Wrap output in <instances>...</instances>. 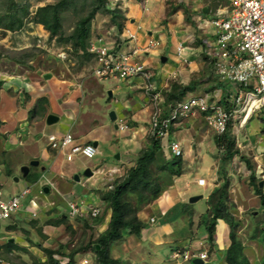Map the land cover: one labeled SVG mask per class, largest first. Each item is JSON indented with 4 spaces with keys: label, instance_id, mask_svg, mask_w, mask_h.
Returning <instances> with one entry per match:
<instances>
[{
    "label": "crops",
    "instance_id": "1",
    "mask_svg": "<svg viewBox=\"0 0 264 264\" xmlns=\"http://www.w3.org/2000/svg\"><path fill=\"white\" fill-rule=\"evenodd\" d=\"M151 1H154V3L152 6H149ZM192 1L194 0H121V3L119 4H121L124 10L120 11V21L124 23L123 28H119L117 23L114 22V26L118 28L119 36H107V41L111 43H116V45L114 44L113 47L128 51L132 48H135L136 44H138L137 48H141V46H144L145 41H148L149 38L155 37L160 40L159 47L155 49V51H153L152 53L146 54V56L144 57V61L148 64V66H151L155 69L156 76L153 78V81L155 83L157 91L161 92L162 94H164V92L167 90V87L169 86L171 81L176 80L175 78L178 75L182 77L181 81L185 85H187L186 79L189 77L190 73H196L201 68H203L202 70H206V64L204 62L203 56L200 57L201 59H197L199 55H202L203 50H201L200 47H196L194 45L193 41L196 36L194 35L195 32L192 29L194 26H196L199 30H201L198 27V24H202L203 26V22L205 20H211L213 18L207 17L206 14H203L200 18L197 16H193L195 15L194 12H196V8L190 7V5L193 3ZM204 6L205 7L202 10L203 13H208L211 11V8L207 7V4L204 3ZM216 11H218L220 14H223V17H225L228 14L227 12H229V9L227 6H221L217 8ZM34 24L35 23L29 24L28 22L27 27L33 28L35 26ZM209 29L213 30L212 27H210ZM24 32L28 33L29 30L25 27ZM129 32L135 34L136 41L127 38V34ZM97 34H99L98 31L92 28L91 36H89L87 40V45H89V54V48L93 43L92 41L94 37ZM204 40L205 38L203 39V45L205 44ZM180 45L184 47L183 51L181 52L182 56L178 54L177 50ZM168 47L170 52H167ZM89 54L84 56L89 58ZM174 54H177V56ZM163 57H166L167 59L163 61ZM170 57L173 58V64H170L168 62ZM182 57L186 59V61H184ZM14 64H16L19 68H24L25 75L23 72L21 75H18V80L16 78H14L15 80H7L9 84L6 82V79L4 77H0V79L3 80V84H5L6 82V84L3 85V88H1L0 90V109L1 111H3L0 118L1 121H3L0 125V161L6 157L9 158L11 152H14V157L17 158V169L14 171L16 173L19 171V168L22 165L28 164L29 161H32L33 159H39L40 162L45 161L49 163L48 167H42L40 164L38 166H32L28 176L22 177L30 182H34V179L36 177L40 178L43 173L44 176H46L47 173L51 176L48 177L47 184H52V186H54L55 188V191L52 192L51 186L49 188V193L52 192L50 196L56 195V197L59 199V202L55 201L57 203V212H55L54 215H58L59 213H61L60 210L65 211V206H67L66 202L68 201V199H71V197L75 195L74 183L70 182V180L68 179V177H73L75 171L73 172L71 168L65 166V163L73 162H67L62 154L57 153L56 155H54L51 152V150L47 147L46 137L43 136V134H40V131H44V133L51 131H55L57 133H64L65 131L71 128L76 134L79 142L93 143L94 141H97L98 154L102 152V150L99 148V142L107 141L104 139H108L109 135L111 134L113 138H115L119 142L120 146H118V149H121L122 152H119L118 154L116 153L117 155H119V157L117 158L120 160V162L123 161V159H128L131 163L130 166H132L135 161L137 163L138 159H141L143 157L144 152L153 147L152 138L149 132L151 127L150 117L153 109V104L150 103V98L148 99V95L143 89L144 82L142 78H135L129 81L117 80L113 78L108 79L111 80V88L108 89V92H106L104 87L97 82H94L93 84L89 83L87 85L86 81H82L78 83V90H76L70 97L68 96L69 89H71V85L74 83V80L76 78H74L75 75L68 67L64 66L65 68L62 69V65H60V62V70L51 67V69L44 72L46 73L44 75L46 82L43 81V75H41L40 73L33 72L35 71L33 67H27L25 64L16 62ZM97 64L98 63H96V66ZM188 66L190 67L189 73H187ZM28 71L33 73L30 74L28 73ZM49 74H51V76ZM197 74H200V72H198ZM56 79L59 82L56 81ZM98 79L100 81H106V79ZM19 80L23 82L22 85L20 84ZM22 86L26 92H29V98L23 97L24 94L22 91ZM89 86L91 87V89H89ZM40 88L41 90H39ZM74 90L75 89H73L72 91ZM109 91L112 92L111 96L109 94ZM205 91H215L217 93L221 90L213 85V88L206 86ZM12 93L14 95H12ZM120 94H122L121 100L123 102V105L117 107L118 112H120L117 116L126 117L130 121V124L132 125L130 126V130L120 131L117 129L115 123L110 127H104V130L102 131L95 130V128L100 125L106 118V114L108 113L109 115L111 112H109L108 109L106 110V108L99 104L96 105L98 103L97 98L99 96L104 95L107 101L109 98H111L112 100L114 96ZM221 97L224 98V93L221 94ZM44 98L46 99L43 101L42 99ZM34 104H36L35 108H33ZM97 107L104 114V116L101 118V121L96 118L97 114L94 112V109ZM60 108H62L63 110ZM44 109H46V112L41 115ZM46 113L47 115L49 113H56L59 116L61 115L58 123H60L61 118H63L62 124L66 122V128H62V124L55 126L58 123L52 125L47 124ZM88 114L93 116H88V119H86L85 116H87ZM254 116L255 114H252L243 126H241L238 122L232 123L229 127L228 131H230L231 140H234L235 147L239 151L240 149L238 148L237 144L240 141H248L247 138H244L243 140L239 138L240 130L247 128L248 123L252 120ZM241 117L242 114L239 116V120ZM258 118H260L262 123H264L263 116H258ZM204 122L206 123L203 117L196 116L188 118V120H186L184 123L182 122L183 124L176 125V127H172L171 133L169 135L170 140L180 141V144L182 146V155H180L178 158H175L180 160L182 172L180 175H176L178 177L175 178L174 183L171 184V186L167 188V190L165 187L162 194L156 199H154L153 202L151 201L152 203L149 202L147 205H143V208L139 205V217H137L143 222H145V226L142 228L140 236L134 235L132 233H127L125 234V237H123L124 239L117 240L111 243V255L114 258L120 259L121 264H135L131 263V261H128L129 263L125 262L126 259L123 256L122 248L133 246L135 247V249H138L139 251L143 252V256L151 255V260L154 261L155 264H160V252L162 251L163 246L172 245L175 242L180 241L186 242V244L191 243L190 246H196L197 244L201 245L200 250L204 249L205 251H208V256L210 252L212 253V255H215L214 252L219 251L221 252L223 258H225V251L231 244L229 236V225L224 220H219L218 224L216 225L214 239L211 240L208 236V232L206 229V221L210 213V195L213 193L215 188L219 187L225 181V179H228L230 181V188L232 186H235L234 184H231L234 178L229 177V173L227 172L228 169L226 170L225 168V163L230 162V160L234 157L225 162L224 155L226 154V147L225 145H220L225 150H221L219 148L216 132L213 128L209 127V130H212L211 132L214 134V141L216 147L221 152V154H219V158L222 169L221 172H219L220 168L216 171L213 170V160L211 165L205 166V169L211 172L209 179L205 178L204 176H200L198 178L195 176L197 172V165L198 167H201V165L203 166L204 164V160L207 157L205 155H210V158L214 159V155H216L217 153L216 151H214L213 147L209 149L205 147V143L208 141V138L205 137H209L210 132H208L207 135H204L205 137L203 136V125L205 124ZM23 126H25L27 129V134L25 136H23L21 130ZM30 129H32V131H30ZM259 129H261V125ZM16 133L17 137L15 136ZM14 138L15 140H13ZM16 138H18V141L16 140ZM121 141H124V145L120 143ZM193 141L198 142V144ZM248 144L251 146V150H257V155H261V157H264V148L259 145L254 150L255 145L253 143ZM43 145H45V147L41 149ZM123 146L129 147L124 151L122 149ZM123 151L125 152V154H123ZM202 151L204 153H202ZM239 151L237 155H239ZM197 152H199V154H197ZM122 155L124 157H122ZM237 155L235 154L234 156ZM156 157L161 158L163 162H167L168 160L165 156L164 149L156 151ZM85 160L87 161L90 159L85 158ZM5 163V160L0 162V171H2L1 168H3ZM246 163L248 165V168L251 170V178V175H255L256 171L253 172V167L249 160L246 161ZM159 166L154 167L158 169ZM33 167L35 169L34 171L32 170ZM258 167L260 168L259 173H263L264 163L260 164ZM19 173H21V171ZM58 173L65 176V178H63L62 176H58ZM214 174L216 176H214ZM202 177L206 179L205 185L198 184V179ZM41 182H43V179ZM103 183H107L105 185L106 188L108 187V189L110 190L113 189L109 187L110 184L107 180H103ZM194 184L201 187L210 186L211 191L208 195L205 196L207 204L206 211L196 209L197 205L195 203L197 201L195 203L189 202V196L191 197L197 195V192L192 191ZM92 185L94 187L96 185V182L92 183ZM211 186L213 187L211 188ZM100 187L101 184L98 185V187L96 186L94 189H98ZM262 187H264V185ZM230 188L229 197L231 193ZM22 189H24V187ZM22 189L19 191H15L11 194H19ZM97 194L99 195V193ZM91 195L94 196L95 192H91ZM100 199L103 201L102 205L103 203H107L102 199V197ZM229 202L233 204L231 197L229 198ZM144 203L145 202H142V204ZM184 206H186V213L189 214L188 218L191 219V225H193L192 229H194V235L192 237H186V239L185 237H183L184 239L182 238L176 240L177 238L173 237V235L176 233L175 223L177 222H174V220L177 218V216L173 215V213H175L177 210L179 211L183 209ZM154 207L159 210L162 216H167L165 219L163 218L164 221L163 223H161V225L152 226L157 222V217L153 214L152 210V208ZM39 209V207H33L31 210L34 211ZM169 213L171 214L169 215ZM111 216L112 210L110 208V211L106 213V216L103 219V226L99 230L101 233L109 227ZM148 217H154L156 219V221L153 222L154 224L152 222H148ZM22 219L24 220L23 225H21ZM39 219L40 218H28V214H18L12 220L14 222V225L8 229V232L0 233L1 242H4V238L9 237L8 233L9 230H11V233L20 234V236L22 237V240L20 241H28L29 243L32 241L34 242L32 247L36 248L38 251H44L45 248H48L45 245L46 241H50V239L52 238L51 233L54 232L53 228L62 229L63 224L68 221V218H65L66 220L63 223H60L59 225L55 224L57 220H49L47 223L46 220L45 223L42 224ZM192 222H194V224H192ZM202 224H205L204 229L201 228ZM180 226L182 225L179 224L178 227ZM39 229H41L42 232H40ZM32 236H36V238L42 240V242L36 239L35 241H33L32 239L34 238ZM208 241L212 243V247L215 250L207 248L206 243H208ZM11 242L15 243L14 248H16V238L15 241L13 238H11ZM94 243L95 241L90 242L89 240L87 244L89 248L85 249L80 253H77L73 257V259L68 256L70 258V264H95V261L93 263L90 262L91 252H93L91 245ZM6 245H8L7 251L10 252L14 250L13 245H9V243ZM175 247H179L182 249L186 248L185 245H175L172 246L171 249L173 250V248ZM19 248L22 250L21 252L24 251L23 253L29 254V249L31 247L28 244L26 246L19 245ZM117 249L121 252L120 255H115V251H118ZM144 249L146 250V254L144 253ZM65 250L66 249L62 250L63 256L60 261H64L65 255L70 254L72 252V250L70 249L66 252ZM80 255H82V258L79 261L77 257ZM121 257H123V259L125 260L121 259ZM36 259H39V261L46 260V258L43 257H37ZM143 259H146V257ZM85 260H88V262H86Z\"/></svg>",
    "mask_w": 264,
    "mask_h": 264
},
{
    "label": "rangeland",
    "instance_id": "2",
    "mask_svg": "<svg viewBox=\"0 0 264 264\" xmlns=\"http://www.w3.org/2000/svg\"><path fill=\"white\" fill-rule=\"evenodd\" d=\"M18 1H23V2L28 1L31 4V15L35 12V10L39 6H43L44 4H50V2H53V0H51V1H46V0H18ZM56 1L57 0H55L54 2H56ZM107 1H108V4L111 6V8H114V7L119 8L118 4L121 3V0H107ZM192 2L193 3L190 5V7L196 8L195 9L196 12H194L195 15H193V16H197L199 18L203 14H206L207 17H212L214 19L219 18V17H223L224 16L223 14H220L218 11H216L217 8H219L221 6H227L229 10L232 9V5L227 0H194ZM81 3L82 2H76V3H74L73 6H69L68 10L64 11L63 16H62V23H63L62 35L63 36L67 37L72 33V31L76 25L77 20L82 16L83 12H80ZM153 3H154V1H151L149 6H152ZM204 3L208 5L207 7L211 8L210 12H208V13L202 12L203 8L205 7ZM6 4H9L8 0H0V9H3L6 6ZM83 5L85 6V8H84L85 10L88 9V6L86 4L83 3ZM2 6H3V8H2ZM120 6H121V4H120ZM75 7L78 9L76 10ZM120 10L122 11V10H124V8H121ZM0 13H1V11H0ZM197 13H198V15H197ZM30 16H28V17H30ZM209 21H211V20H209ZM34 25L35 26L33 28H29L26 26V28L29 30L28 33L24 32V29L23 30L20 29L17 31H5L4 29L0 28V54H1L0 55V77H4L6 79V82H7V80H15L14 78H16L18 80V75H21L23 72L25 75V69L17 67V65L14 64L15 61L17 60L18 57H21L22 55H23V57H25V59L29 56H32V58H30L29 61L25 60L26 61L25 65L27 67H33L35 69V71H33V72L34 73H40L41 75H43V78H44V75L46 74L44 72L51 69V67L59 69V62L61 63L60 65H62V69L65 68L64 66H66L73 72V74L75 75L74 78H76V79L74 80V78H73L74 83L71 85V89H69L68 96H70V97L76 90H78V88H79L78 83H80L82 81H86L87 85L89 83L93 84L94 82H97L104 87L106 92H108V89L111 88V85H110L111 80H108L109 78H106V81H100L97 77L94 76L93 70L96 66V61H95L93 55H89V58H88V57L82 55L83 51H81V53H75L73 50L74 46L72 43H68L69 41H67L66 43H63L62 39H60L59 36L52 37L50 35V32L48 30H46L45 27L41 24L35 23ZM212 26H214V25L202 26V24H198V27L201 30H199L196 26H194L193 29L191 28L192 30H194V32H195L194 35L196 36L194 41H193L194 45L196 47H200L201 50H203L202 55H199L197 59H201L200 57L203 56L204 62H205V55H204L203 39L206 37L210 40L213 39L216 41L218 38V33L215 30L209 29ZM92 28L97 30L99 33L94 37L92 42H96L97 41L96 37L101 36V35H105L106 37L107 36L108 37L119 36L118 28L114 26L112 16L108 11L99 12L96 15L95 19L93 20ZM204 30H206V31H204ZM213 31H215L216 33H213ZM95 33H96V31H95ZM199 35H200V37H199ZM89 44H90V41H89ZM235 46H236V43L233 40L228 41L226 44V48H228V49H232ZM88 47H89V45L87 46V52H88ZM22 49H24V50L21 51V53H19L20 50H22ZM223 49H224L223 46L220 44H215V45L211 46V52L214 53L216 61H219V60L222 61L220 54H221ZM10 51H13L14 53H11ZM217 51H219V54L217 53ZM59 52H63L65 58H60L58 56ZM167 52H170L169 47L167 48ZM174 55L177 56V54H174ZM168 62L170 64H173V58L170 57ZM204 65H201V66H204ZM205 67H208V68H206V70H202L203 68L200 67L201 69L198 70V72H200V74H197L198 72L189 74V77L186 79L187 84L189 83V81L194 80V81H196V85H194V88L188 90L179 100L188 99L189 96L195 95V94L196 95H203L205 92H207V91H205L206 86L212 87V88H213V85L216 86L217 88H219L221 90V91L217 92L218 94H222L223 91H225V87L230 86L228 84L229 79H223L220 75L216 74L214 72L215 68L212 65L207 66V64H206ZM189 68L190 67L188 66L187 67V71H188L187 73L190 72ZM26 69H29V68H26ZM42 69H43V71H42ZM19 72H20V74H19ZM33 72L28 71V73H30V74ZM49 73H53V72H49ZM184 76H187V75H184ZM41 78H42V76H41ZM190 78H191V80H190ZM175 79L177 80V82L184 84L181 81L182 80L181 76L178 75ZM43 81L46 82L45 78L43 79ZM56 81H58V80L56 79ZM6 82H5V84H6ZM19 82L22 85L23 82L21 80H19ZM217 82H218V85H217ZM7 83L9 84V82H7ZM5 84H3V85H5ZM22 88H23V86H22ZM73 89H75V90L72 91ZM89 89H91L90 86H89ZM39 90H41V88ZM209 92L210 91H208L207 93H209ZM12 95H14V94L12 93ZM121 97H122V94L114 96V98L112 100H111V98H109L106 101L104 95L99 96L97 98L98 103L96 105L99 104V105L103 106L104 108H106V110L108 109L109 112L112 110H114L115 112L117 111L116 114L119 115L120 112H118L117 107H120L123 105ZM116 99H117V101H116ZM223 100H224V98H223ZM35 107H36V104L33 105V108H35ZM60 109H62V108H60ZM94 112L97 114L96 118H98V120L101 121V118L104 116V114L99 110L98 107L94 109ZM2 113H3V111H1V109H0V118H1ZM88 116H93V115L88 114L87 116H85V118L88 119ZM60 117H61V115H60ZM118 117H121V116H118ZM203 119L206 121V119L204 117H203ZM186 120H188V118L184 119L182 122L184 123ZM62 121H63V118H61V122L58 124L56 123L57 125H55V126L62 124ZM114 123H115V121L111 120L108 113H107L106 118L103 120V122L100 125H98L95 128V130L102 131V130H104V127H106V126L110 127ZM232 123H238V122L232 121L231 124ZM65 124H66V122L62 124V128H66ZM260 125H261V129H259ZM203 126H204L203 127V132H204L203 136L207 135V133L210 132L209 137L204 136L205 138H208V141L205 143V147H207L208 149L213 147L214 151H216L217 153H216V155H214V159L210 158V155H205L207 157L204 160V164H203V166L201 165V167H198V165H197V172H196L195 176L197 178L200 176H204L205 178L209 179L211 172L207 171L205 169V166L211 165L212 161L214 160V163L212 165L213 170L216 171L220 168L219 172H221L222 168H221V162H220V158H219L220 157L219 154H221V152L216 147V144L214 141V134L211 132L212 130L211 131L209 130L208 124L205 123ZM262 129H264V123H262L261 119L258 118V115H255L252 118V120L248 123L247 128L240 130L239 138H241V140H243L244 138H247L248 141H240L237 144L238 148L240 149L239 155L234 156V158H232L230 160V162L225 163L226 164L225 168H226V170L228 169L227 172L229 173V177L234 178L233 182L231 184L235 185V186H232L230 188V192H231L230 197L232 199V203L234 204L232 213H234V216L236 217V220L238 221V224H239L238 235H239V238L243 244L244 252L250 260V264H261L262 258L264 255V240H263L262 234L260 232V229L262 227H264V210H263L261 203L259 201V196L256 195L255 190L253 189V183H251V181H250L251 170L248 168V165L246 163V161H248V160L250 161V163L253 167L252 168L253 172L256 171L255 178L257 181H260V183H261V181L264 180V172L259 173L260 168L258 166L260 164L264 163V157H261V155H257V153H256L257 150L256 151L251 150V146L248 143H253L255 145L254 150L259 145L262 148H264V132L262 131ZM21 130H22L23 136H25L27 134L26 127L23 126L21 128ZM30 131H32V129H30ZM43 132L44 131H40V134H43ZM228 132H229L228 134L230 135V131H228ZM200 134H201V131H200ZM15 136L17 137V133L15 134ZM13 140H15V138ZM16 140L18 141V138H16ZM104 140H107V141H105V142L100 141L99 142V148L102 150V152L97 154L94 158L87 160L86 163L88 165L101 164L99 166H102V168L105 171H108L109 168H113L114 166H118V167H122V168L124 167L125 170H128L131 167L130 161L128 159H123V161L120 162V160L117 158V154L119 152H121V149H118V146H120L119 142L115 138H113V136L111 134L109 135L108 139H104ZM193 142L198 144V142H196V141H193ZM120 143H122V145H124V141H121ZM43 147H45V145H43L41 147V149ZM128 147L123 146L122 149L125 151V149H127ZM116 150H118V151H116ZM202 153H204V152L202 151ZM202 153H200V154H202ZM123 154H125V152ZM197 154H199V152H197ZM122 157H124V156L122 155ZM261 159H262V162H261ZM3 160H5L6 163L3 166V168H1L2 171H0V182L3 183V188H4L6 193H13L15 191H19L23 187H26V186L33 187V192L38 193V184H37V186H34L32 182L23 178L21 173H19L21 167L19 168V171L17 173L14 172L17 169V165H16L17 164V158L14 157V152H11V155H9V158L6 157ZM3 160H1V161H3ZM48 164L49 163H47L45 161L41 162V166L48 167ZM65 166H68V168H71L73 172L75 171L74 174H79L81 176L80 182L75 181V179L73 180L72 176L68 177L70 182L74 183V186H75L74 197H78V199L83 198L86 201H88V203L97 205L99 208H101L102 213H101V215H99L97 217V219L85 218V217H83L85 219L69 217L68 221L65 222V224H63L62 229L53 228L54 232L51 233L52 238L50 239V241L49 240L46 241L45 245L48 248L60 250V253H62V250H64V249H66L65 250V252H66L69 249L73 251V250L78 249L80 247H85L88 244L89 240H90V242L95 241L96 238H98L99 234L101 233L99 230L103 226L102 225L103 219L105 218L106 213H108V211H110L108 203H103V205H102L103 201L100 199L102 197V193L105 194V192L110 190V189H108V187L106 188V186H105L107 183H105V184L103 183V178L105 177V175L94 174L92 177H90V179H88L89 177L84 175V170L86 168L85 167L86 165L83 164L81 161H77L74 163H65ZM32 170L33 171L35 170L34 167L32 168ZM57 175L65 178V176L61 175L60 173H58ZM124 175L125 174L122 173V176H124ZM18 176L20 177V180L15 181V177H18ZM214 176H216V175L214 174ZM48 177H51V176L47 173L46 178L43 179V183L48 182ZM176 177H178V176L175 175L172 178L173 179L172 184L174 183V180ZM106 180H107V178H106ZM94 182H96V185L93 187L92 183H94ZM165 182L166 183L168 182L167 178L165 179ZM83 183H85V184H83ZM100 184H101L100 188L94 189L96 186L98 187V185H100ZM170 186L171 185H166L165 186L166 190ZM102 187H103V189H102ZM212 187L213 186H211V188ZM261 188H262V186H261ZM54 189H55L54 186H52V192L55 191ZM93 191L95 192L94 196L91 195V192H93ZM192 191L197 192L196 193L197 195H199V194L204 195V197L199 199L195 204L197 205L196 209L206 211L207 210V204H206L205 196L208 195L209 192L211 191L210 186L201 187V186L194 184ZM51 193H46V195L43 196L46 199V201L47 202H51V201L52 202H55V201L59 202V199L56 197V195L50 196ZM97 193H99V195ZM127 198H128V201L131 205V209H130V212L132 211L131 216H135V214L138 216L139 205H140V207L143 208V205L148 204V203L142 204V202L139 201L140 197L136 193L130 194ZM188 198H190V196ZM152 202H150V203H152ZM185 207L186 206H184L183 209H181L179 211L177 210L175 213H173V215L177 216V218L174 220V222H177V223H175L176 224V228H175L176 233L173 235V237L177 238L176 240L182 239L183 237H185V239H186V237H192L194 235L193 234L194 229H192L193 225H191V219L188 218L189 214L186 213ZM47 209H50V210H42L39 213V216H40L39 220L42 224L45 223L46 220H47L46 223L49 220H52V221L57 220L56 222L61 221V223L64 222L60 219L62 217L61 215L64 214L63 210H60L61 213H59L58 215H54V213L57 212V209L55 207L49 206ZM65 209H67V206H65ZM152 210H153V214L157 217V222H156V224H154L151 221V217L150 218L148 217L149 218V219H147L148 222H152L154 224L152 226L161 225V223H163V221H164L163 218L165 219L167 216L166 217L162 216L156 207L152 208ZM170 214L171 213H169V215ZM144 216H146V215H144ZM23 221L24 220L22 219L21 225L24 224ZM178 223L182 226L178 227L179 226ZM6 224L7 223H4L2 225H4V227H5ZM55 224L59 225L57 223H55ZM192 224H194V222H192ZM201 228L204 229L205 224H202ZM39 231L42 232L41 229H39ZM8 236L9 237L13 236L11 238H13L14 241L16 238V243H17L16 248H14L15 243L9 242V245H13V249H14L13 251H10V252L7 251L8 245H5L2 247L4 255L9 260H11V262H13L15 264H33L34 261H39V259L38 260L36 259L37 257L38 258L43 257V258H46V260H47V256H46L44 251H42V250L38 251L36 248L32 247L34 242L31 241L29 243L28 241H26V242L20 241V240H22V237L20 236V234L11 233V230H9ZM216 236H217V233H216ZM32 237L34 238V239H32L33 241H35V239H36V240H39L42 242V240L37 239L36 236H32ZM18 244L21 246H26L29 244V246L31 247L29 249V254L23 253L24 251L21 252L22 250L19 248ZM175 245H185L186 249H188L189 251H192V252H194L195 250L201 249V245L197 244L196 246L195 245L190 246L191 243L186 244V242H182V241L175 242L172 245L163 246L164 250L162 249V251L160 252L161 253V263L160 264H174L175 262H179V264H192V261H186L185 262L183 260V256H180L178 259L172 258L174 250L179 249V247H175L172 250L171 247L175 246ZM206 246L208 249H211V250L213 249L212 243L210 241H208V243H206ZM213 250H215V249H213ZM33 252H34V254H33ZM115 252H116L115 255L121 254V252L119 250L115 251ZM122 252H123L124 258L126 259V261H125L126 263H129L128 261H131V263H135V264H155V262L151 260L152 259L151 255L143 256L144 255L143 252L139 251L138 249H135V247H133V246H129L127 248H122ZM144 253L146 254L145 249H144ZM214 254L215 255H212L211 252L209 253L208 259L206 260L205 264H227L226 258H223L221 252H219V251L214 252ZM58 255L61 256L60 254H56L55 256H58ZM145 257H146V259H143ZM77 258L80 261L82 258V255L78 256ZM121 259H123V257H121ZM125 259H123V260H125ZM94 261H95V256H94V253L91 252L90 262L93 263Z\"/></svg>",
    "mask_w": 264,
    "mask_h": 264
},
{
    "label": "built area",
    "instance_id": "3",
    "mask_svg": "<svg viewBox=\"0 0 264 264\" xmlns=\"http://www.w3.org/2000/svg\"><path fill=\"white\" fill-rule=\"evenodd\" d=\"M227 1L232 5V9L225 17L203 22V26L214 25L213 30L218 33L216 41L205 37V61L215 68L216 74L223 79H229L230 86L225 87L223 91L226 97L224 102L221 94L214 91L203 95H191L188 99H176L167 108L162 94L156 91L155 84L151 82L155 73L136 59L137 49L118 52L102 45L91 49L96 53L98 60V65L93 70L95 77L127 79L141 75L147 80L145 93L153 104L150 135L155 140H161L163 146L167 143L175 155H180L182 150L180 142L170 140V128L173 124H181L184 119L204 117L219 136L225 134L229 122L237 119L241 114V126L252 114L263 116L264 119V0ZM215 31L213 33H216ZM231 40L236 43V46L228 49L226 44ZM157 44L158 42L150 40L148 46L142 51ZM215 44H220L224 48L220 54L222 61H216L214 53L211 52V46ZM178 48L181 50L182 46ZM217 53L219 54V51ZM60 55L65 58L63 52ZM116 122L121 130L129 129L126 117H118ZM75 137L73 131L69 130L61 136L52 134L49 138L51 146L63 151L69 160L77 156L93 157L96 154L97 147L89 142L78 143ZM95 172L105 173L101 169ZM198 184L205 185L206 179L199 178ZM28 192L29 189L25 188L20 194L5 198L3 189L0 187V221L18 212ZM68 206V214L72 218H94L102 213L97 205L74 196L68 200ZM32 216H37V211H33ZM151 221L155 222V218L151 217ZM181 254H183L184 261L194 257L207 258L206 251L182 252L180 249L173 252L172 258L177 259ZM0 264L13 263L0 255Z\"/></svg>",
    "mask_w": 264,
    "mask_h": 264
},
{
    "label": "trees",
    "instance_id": "4",
    "mask_svg": "<svg viewBox=\"0 0 264 264\" xmlns=\"http://www.w3.org/2000/svg\"><path fill=\"white\" fill-rule=\"evenodd\" d=\"M54 1L55 0L50 2V4L39 6L31 15V4L28 1L8 0L9 4H6L4 8L2 6L3 9H0V28L5 31H17L24 29L29 21L36 24H43L52 37L59 36L63 43L69 41L68 43H72L74 46V52L81 53V51H83L82 55L89 54L87 52V40L91 35L93 20L99 12L108 11L112 16L113 22L117 23L119 28H123L124 23L120 21L121 10L115 7L111 8L107 0ZM76 2H82L80 5V12H83V14L77 20L72 33L66 37L62 35V16L64 11L68 10L69 6H73ZM83 3L88 6V9H84L85 6ZM75 9L77 10L78 8L75 7ZM23 50L24 49L20 50L19 53ZM10 52L14 53L13 51ZM30 58H32V56L25 59L22 55L18 57L15 62L25 64ZM2 85L3 80L0 79V90ZM194 85H196V81L194 80H191L187 85L173 81L170 85V90L166 94L167 104H170V101L180 99L188 90L194 88ZM45 99L46 98L42 100L44 101ZM1 124L2 121L0 119V125ZM228 133L229 132L217 140L219 146L225 145L226 147V154L224 155L225 162L234 157L235 154L237 155L239 151L235 147L234 140H231V136ZM152 145L153 147L145 151L143 157L138 159L137 165L131 167L123 177L117 178L113 189L108 190L105 194L102 193V199L106 201L111 208L112 216L109 227L102 232L95 240V243L91 245L95 254V264H120V259L111 256V243L122 240L127 233L140 236L141 230L145 226V222L140 220L136 214L135 216H131V205L127 197L130 194L136 193L140 197V202L149 203L162 194L166 185L172 184V178L175 175H180L182 172L180 160L174 159L163 162L161 158L156 157V151L162 149L160 140L152 138ZM154 166H159V168L157 169ZM166 178L168 181L167 183L165 182ZM37 179L38 177H36L34 181H37ZM250 180L251 183H253L256 194L260 198V203L264 210V187L261 188L260 181L256 180L255 175H251ZM229 188L230 181L226 179L219 187L215 188L210 195V213L206 221V229L209 238L212 240L214 239L218 221L224 220L230 227L229 236L231 240V244L225 251L227 264H250V260L244 252L243 244L238 235L239 224L234 213H232L234 204L229 202ZM60 219L62 221L66 220L64 216ZM56 223L60 224L61 221ZM260 232L264 240V227L260 229ZM87 248H89L88 245L75 249L68 254V256L73 259L77 253ZM44 252L47 256V260L44 262L34 261L33 264H57L59 260L54 255H63V252L60 253V250L51 248H45ZM261 264H264V255Z\"/></svg>",
    "mask_w": 264,
    "mask_h": 264
},
{
    "label": "clouds",
    "instance_id": "5",
    "mask_svg": "<svg viewBox=\"0 0 264 264\" xmlns=\"http://www.w3.org/2000/svg\"><path fill=\"white\" fill-rule=\"evenodd\" d=\"M46 2V1H45ZM45 5V4H44ZM118 7H119V9H121L122 8V6H120V4H118ZM33 24V22H31V21H29V24ZM7 31H10V30H7ZM91 36V35H90ZM127 38H129L130 40H133V41H136V36H135V34L134 33H132V32H129L128 34H127ZM96 39H97V41L96 42H93L92 44H91V46H90V55H93L94 56V59H95V61H96V63H98L97 61V57H96V53L94 52V51H92L91 49L94 47V46H97V45H102V46H106V47H108L109 49H112V50H115V51H118V52H127L128 50H121V49H118V48H116V47H113V45L115 44L116 45V43H111V42H109V41H107V37L105 36V35H101V36H97L96 37ZM150 40H154V41H156V42H158V44L156 45V46H153V47H149L146 51H142L144 48H146L147 46H148V44H149V41ZM137 45L138 44H136V46H135V48H132L131 50H129V51H133V50H135V49H137L138 51H137V53H136V59L139 61V62H141V63H144L145 65H146V67L147 68H149V69H151L154 73H155V75L151 78V82H153V84H155L154 83V81H153V78L156 76V71H155V69L153 68V67H151V66H148V64L147 63H145V61H144V57L146 56V54H149V53H152L153 51H155V49H157L158 47H159V45H160V40L158 39V38H149L148 39V41H145V45L144 46H141V48H137ZM182 46V45H181ZM204 46V45H203ZM183 49H184V47L182 46V49L181 50H179V48H177V50H178V54H180L181 56H182V54H181V52L183 51ZM60 53L61 52H59L58 53V56L60 57V58H63L61 55H60ZM204 55H205V57H206V52L204 51ZM183 58V57H182ZM183 60L184 61H186V59H184L183 58ZM205 64H207V66H209V64L205 61ZM98 65V64H97ZM135 78H142L143 79V89L145 90V84H147V80L143 77V76H141V75H135V76H131V77H128L127 79H117V80H124V81H129V80H133V79H135ZM173 81H176V80H172L171 81V83L173 82ZM171 83L169 84V86L167 87V90L164 92V94H162L161 92V94H162V96H163V99L165 100V106H167V108H168V105H167V100H166V94H167V92L170 90V85H171ZM3 88V87H2ZM22 91H23V97L24 98H29L28 97V94H29V92H26L25 91V89H22ZM156 91H157V89H156ZM208 92V91H207ZM206 93V92H205ZM210 93V92H209ZM196 95V94H195ZM226 97H224V99H225ZM149 99V98H148ZM39 101H42V100H39ZM117 101V100H116ZM175 101V100H174ZM174 101H170V103H172V102H174ZM223 102H224V100H223ZM151 103V102H150ZM44 112H46V109H44L43 111H42V113H41V115L44 113ZM50 114H54V115H56V116H58L59 117V119L56 121V122H54V123H52V124H56V123H58L59 122V120H60V116L58 115V114H56V113H49L48 115H47V113H46V115H47V117H46V122H47V118H48V116L50 115ZM115 114H116V112H115ZM117 118H118V116H117V114H116V118H115V120H113V121H115V124H116V126H117V129L118 130H120V131H125V130H121L120 128H119V126H118V124H117V122H116V120H117ZM232 121H237V122H239L240 123V121H241V118H240V120H239V117L237 118V119H233V120H231L230 122H229V125H228V129H227V131H226V133L228 132V130H229V127H230V124H231V122ZM3 122V121H2ZM206 123L208 124V122L206 121ZM47 124H49L48 122H47ZM52 124H50V125H52ZM128 124H129V129H127L126 131H128V130H130V122H129V120H128ZM182 124V123H181ZM176 125H180V124H173L172 126H171V128H170V133H171V129H172V127L173 126H176ZM208 126L209 127H211L209 124H208ZM212 128V127H211ZM69 130H71V131H73L71 128L69 129ZM69 130H67V131H69ZM67 131H65V132H67ZM64 132V133H65ZM74 133V132H73ZM225 133V134H226ZM52 134H57V135H59V136H61L63 133H57V132H55V131H51V132H46V133H44L43 132V136H45L46 137V140H47V147L51 150V152L54 154V155H56L57 153L58 154H62L63 156H64V158H65V160L67 161V162H77V161H81L83 164H85L86 165V160H85V158H87V159H92V158H94L97 154H98V147L97 146H95L94 145V142L92 143L95 147H97V152H96V154L93 156V157H85L84 158V156H77V157H75L74 159H71V160H69L68 158H67V156L65 155V153L63 152V151H61V150H59V149H57V148H54V147H52L51 146V143H50V135H52ZM75 134V133H74ZM225 134H223L222 136H219V135H217V133H216V135H217V139L218 138H222ZM75 136H76V134H75ZM151 138H153L152 136H151ZM154 139V138H153ZM75 140H76V142H78V143H82V142H79V140H78V138H77V136L75 137ZM171 141H173V140H171ZM160 142H161V145H162V149H164V153H165V156L167 157V159L169 160V161H171V160H174L175 158H178L180 155H182V152H181V154L180 155H175L172 151H171V149H170V147L168 146V144L166 143L165 145L166 146H163V143H162V141L160 140ZM178 142H180V141H178ZM89 143H91V142H89ZM98 145V144H97ZM181 145V144H180ZM219 148L222 150V149H224V148H222L221 146H219ZM226 149V148H225ZM224 149V150H225ZM181 150H182V146H181ZM34 160V159H33ZM35 160H39V159H35ZM31 162V161H30ZM30 162L28 163V164H30ZM39 164L41 165V162H40V160H39ZM99 165H101V164H93V165H86L85 167L86 168H91V170L93 171V175L94 174H100V173H96L95 171L96 170H98V169H101V170H103L105 173H103V174H101V175H105V177H104V179L103 180H106V178H107V181H108V183L110 184V186H112V187H110V188H114V185H115V181L117 180V178H121V177H123L122 176V173H127V171L131 168V167H133V166H135V165H137V163H136V161H135V163L128 169V170H125L124 169V167L122 168V167H118V166H114L113 168H111V169H109L108 171H105L103 168H102V166H99ZM38 166V165H37ZM32 167V166H31ZM42 167H45V166H42ZM85 168V169H86ZM31 170V169H30ZM123 171V172H122ZM122 172V173H121ZM46 173V172H45ZM118 173V174H117ZM85 175V174H84ZM92 175V176H93ZM74 176H75V174L73 175V180H74ZM80 176V175H79ZM92 176H90V177H92ZM81 177V176H80ZM88 177V176H87ZM89 177V178H90ZM44 178H46V176H44V173L41 175V177L40 178H38L37 179V181H34V182H32L33 183V185L34 186H37V184H38V193H34L33 192V187H31V186H26V187H24V189L25 188H28L29 189V192L26 194V196H25V198H23V200H22V207L18 210V212L17 213H15L14 215H12L10 218H6V219H3V220H1L0 221V233L1 232H4V233H7L8 232V229L11 227V226H13L14 225V222L12 221L13 219H14V217L15 216H17L18 214H28V218H33V219H38V218H40V216H39V213L42 211V210H50V209H47L49 206L50 207H55L56 209H57V203L56 202H47L46 201V199L43 197L44 195H46V193H49V191L48 192H46L45 191V187H48V188H50L51 186H52V184H50V185H48L47 183H43V182H41L42 181V179H44ZM40 180V181H39ZM76 181V180H75ZM81 181V180H80ZM80 181H77V182H80ZM40 183V184H39ZM0 187L3 189V192H4V196H5V198H9L10 196H12V195H14V194H11V193H6L5 192V190H4V188H3V183L2 182H0ZM50 190V189H49ZM20 194V193H19ZM69 200V199H68ZM67 203V209H65V211H64V214H63V216L65 217V218H69L70 216H69V214H68V208H69V206H68V201L66 202ZM33 207H36V208H40L39 210H34V211H37V216H32V208ZM39 216V217H38ZM98 217V216H97ZM97 217H94L95 219H97ZM72 218V217H71ZM81 219H85V218H81ZM155 221H156V219H155ZM4 223H7L6 224V226L4 227V225H2V224H4ZM6 229V230H5ZM9 242H11V238L10 237H8V238H4V242H1V236H0V255L2 256V258H4L5 260H9L5 255H4V253H3V250H2V247L3 246H5L6 244H8ZM182 252H186V251H189L188 249H186V248H179ZM176 250H178V249H176ZM175 251V250H174ZM195 251H205L204 249L203 250H195ZM207 252V258L206 259H208V251H206ZM56 255V254H55ZM54 255V256H55ZM62 256L63 255H61V256H55L59 261L57 262V264H70V258L68 257V254H66V256H65V258H64V261L62 260V261H60V259H62ZM180 256H183V254H181ZM179 256V257H180ZM178 257V258H179ZM177 258V259H178ZM194 258H201V257H194ZM194 258H192L191 260H188V261H192ZM201 259H203V258H201ZM206 259H203L204 260V264H205V262H206ZM38 260V259H37ZM183 260H184V258H183ZM9 261H11V260H9ZM86 262H88V260H85ZM38 262H44V261H38ZM186 262V261H185ZM13 263V262H12ZM13 264H15V263H13ZM174 264H179V262H175Z\"/></svg>",
    "mask_w": 264,
    "mask_h": 264
},
{
    "label": "water",
    "instance_id": "6",
    "mask_svg": "<svg viewBox=\"0 0 264 264\" xmlns=\"http://www.w3.org/2000/svg\"><path fill=\"white\" fill-rule=\"evenodd\" d=\"M166 59H167L166 57H163V58H162L163 61H165ZM49 75L51 76V74H49ZM49 75H48V76H49ZM109 94H110V96H111L112 92L109 91ZM109 116H110L111 120H115V118H116L115 111L112 110V111L110 112ZM58 119H59L58 116H56V115H54V114H50V115L48 116V118H47V122H48L49 124H52V123L56 122ZM97 144H98V142L95 141V142H94V145L97 146ZM117 157H119V155H117ZM37 165H39V160H32V161L30 162V164H24V165H22L21 168H20V171H21V173H22V176H23V177H27L28 174L30 173L31 166H37ZM84 174H85L86 176L90 177V176L93 175V171L91 170V168L88 167V168H86V169L84 170ZM74 179H75L76 181H80V180H81V177L79 176V174H75ZM18 180H19V177H15V181H18ZM260 184H261V186H263V185H264V180H262ZM45 191L48 192V191H49V188H48V187H45ZM202 197H203L202 194H200V195H195V196H191V197L189 198V202H191V203H195L196 201H198V200L201 199ZM192 264H204V260L201 259V258H194V259L192 260Z\"/></svg>",
    "mask_w": 264,
    "mask_h": 264
}]
</instances>
